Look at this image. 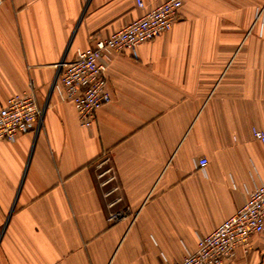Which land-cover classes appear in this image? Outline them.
I'll list each match as a JSON object with an SVG mask.
<instances>
[{
	"label": "crops",
	"instance_id": "0c3cea01",
	"mask_svg": "<svg viewBox=\"0 0 264 264\" xmlns=\"http://www.w3.org/2000/svg\"><path fill=\"white\" fill-rule=\"evenodd\" d=\"M263 5L182 0L137 59L111 54V102L83 127L52 90L58 65L144 11L136 0H3L0 108L29 90L47 105L40 131L0 142V264H173L241 209L264 183L253 137L264 129ZM104 156L110 186L98 178ZM225 264H264V233Z\"/></svg>",
	"mask_w": 264,
	"mask_h": 264
},
{
	"label": "built area",
	"instance_id": "2783aa9c",
	"mask_svg": "<svg viewBox=\"0 0 264 264\" xmlns=\"http://www.w3.org/2000/svg\"><path fill=\"white\" fill-rule=\"evenodd\" d=\"M143 15L109 38L97 39L91 47L78 50L72 60L64 59L58 65L57 77L52 90L64 103L71 104L83 127H90L96 121L97 110L111 102L106 75L107 63L112 53L128 52L138 58V47L152 42L169 32L179 18L182 0H165L161 4L148 8L143 0H136ZM3 0H0V7ZM264 27V5L257 10L256 22ZM47 105V104H46ZM46 105L42 106L33 90L9 99L0 108V142H16L17 139L31 132H38L43 127ZM253 137L264 147V129H253ZM207 158L196 161L198 169L205 171ZM98 178L103 186H110L116 181V174L111 159L104 156L98 163ZM114 186L108 192L118 191ZM121 201L116 198L111 206ZM124 213L109 214L112 224L125 219ZM264 233V183L255 188L246 204L233 216L224 221L215 231L199 238L197 250L189 253L183 261L173 264H225L232 260L238 250L249 254L252 240Z\"/></svg>",
	"mask_w": 264,
	"mask_h": 264
}]
</instances>
